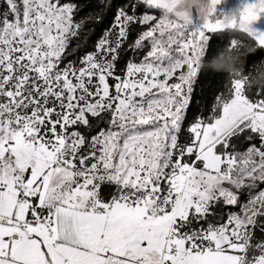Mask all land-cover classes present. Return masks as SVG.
I'll return each mask as SVG.
<instances>
[{"label":"snow or ice","instance_id":"obj_1","mask_svg":"<svg viewBox=\"0 0 264 264\" xmlns=\"http://www.w3.org/2000/svg\"><path fill=\"white\" fill-rule=\"evenodd\" d=\"M212 3L0 0V264H264V0Z\"/></svg>","mask_w":264,"mask_h":264},{"label":"trees","instance_id":"obj_2","mask_svg":"<svg viewBox=\"0 0 264 264\" xmlns=\"http://www.w3.org/2000/svg\"><path fill=\"white\" fill-rule=\"evenodd\" d=\"M229 6H232L236 9V3L232 0L229 2ZM222 9L224 8H221V10ZM214 35H221L222 37L231 39L235 34L229 30L222 31ZM201 66L206 70L222 73L226 77L236 76L239 78L241 74L244 73L251 75L250 70L245 67L244 54L236 49H221L216 56L210 59H205L203 55L201 58Z\"/></svg>","mask_w":264,"mask_h":264},{"label":"rangeland","instance_id":"obj_3","mask_svg":"<svg viewBox=\"0 0 264 264\" xmlns=\"http://www.w3.org/2000/svg\"><path fill=\"white\" fill-rule=\"evenodd\" d=\"M231 0H226L225 5L222 7V11L227 10H234L235 8L232 6H229V2ZM236 3V8L240 7L245 0H232ZM247 2H252V0H247ZM171 7L169 9V12H171L173 16V22H181L184 23L185 26L190 24L192 22V18L195 17L196 20H199L201 17H204L205 19L208 17L209 12L205 13L203 11V3L202 0H170ZM197 7L199 8V11H197ZM226 8V9H225ZM221 10V9H220ZM169 12H165L164 15L168 16ZM221 20V19H220ZM222 24V21H221ZM223 27V24H222ZM254 27L259 31H264V18L261 19V21L254 25ZM206 48V44L203 46ZM203 57V54L201 58Z\"/></svg>","mask_w":264,"mask_h":264},{"label":"clouds","instance_id":"obj_4","mask_svg":"<svg viewBox=\"0 0 264 264\" xmlns=\"http://www.w3.org/2000/svg\"><path fill=\"white\" fill-rule=\"evenodd\" d=\"M202 3H203V11L205 13L209 12L210 9L214 7L212 0H202ZM235 15H236V13H232L231 15H222L220 17L222 24H223L222 31H229L230 30V23H231V20L234 18Z\"/></svg>","mask_w":264,"mask_h":264}]
</instances>
